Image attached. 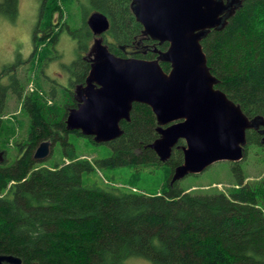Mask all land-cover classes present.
<instances>
[{
    "label": "trees",
    "instance_id": "trees-1",
    "mask_svg": "<svg viewBox=\"0 0 264 264\" xmlns=\"http://www.w3.org/2000/svg\"><path fill=\"white\" fill-rule=\"evenodd\" d=\"M131 1L90 0L80 28H68L78 39L77 56L68 66L70 88L62 87L58 93L55 86L58 89L48 93L56 99L57 92L60 104L47 105L41 90L24 93L15 66H4L0 72L1 77L14 69L8 85L0 81V254L19 257L21 264H127L129 257L152 264H264V176L248 179L242 166L248 146L264 148L261 125L246 130L243 158L229 162L231 186L226 192L216 187L191 191L179 180L171 182L174 168L183 160L184 141L179 140L169 158L160 161L148 146L158 133L156 118L146 104L134 102L130 119L120 122L122 134L105 143L66 128L67 113L77 106L71 88L83 84L90 69V60L82 55L90 38L87 14L96 10L110 19L108 33L114 44L105 45L111 53L126 57L123 47L139 36L141 28ZM17 10L18 0H0V14L14 19ZM55 12L61 18L57 0H41L44 21L38 22L45 27L41 35L38 23L34 29L32 62L40 44L48 47L58 37L52 29ZM201 45L217 80L215 87L249 119L259 116L264 121V0H241L225 26L209 30ZM40 53L43 62L44 48ZM139 53L133 55L140 57ZM159 62L164 71L170 69L168 62ZM9 89L21 101L20 114L28 117L26 138L14 141L13 160L7 156L4 134L14 124L2 117ZM71 134L108 147L110 153L93 160L79 157ZM44 140L59 146L58 159L48 165L51 158H33ZM153 164L165 168L159 194L85 180L97 168L132 169L127 181L135 187L143 168ZM151 179L156 181L157 176Z\"/></svg>",
    "mask_w": 264,
    "mask_h": 264
},
{
    "label": "water",
    "instance_id": "water-1",
    "mask_svg": "<svg viewBox=\"0 0 264 264\" xmlns=\"http://www.w3.org/2000/svg\"><path fill=\"white\" fill-rule=\"evenodd\" d=\"M240 1L132 0L143 34L168 42L155 59L111 53L99 37L109 26L107 17L92 12L87 24L96 37L89 51L90 69L85 85L76 86L78 103L67 113L66 128L105 143L122 134L120 122L130 119L134 102L146 104L156 118L158 133L148 146L160 161L169 158L179 140L184 141L183 160L174 168L171 182L219 161H240L249 128L262 126L264 144V121L259 116L249 119L215 87L217 80L201 45L209 30L225 26ZM160 60L170 64L167 72ZM50 153L51 141L44 140L33 158L41 161ZM0 264H21V259L0 254Z\"/></svg>",
    "mask_w": 264,
    "mask_h": 264
},
{
    "label": "rangeland",
    "instance_id": "rangeland-1",
    "mask_svg": "<svg viewBox=\"0 0 264 264\" xmlns=\"http://www.w3.org/2000/svg\"><path fill=\"white\" fill-rule=\"evenodd\" d=\"M90 0H57V3L61 7V18H59L58 12L53 14V21L56 20V25L52 26L54 32H58V37L52 43H49L48 47H45V42L38 46V51L30 61V55L33 52V34L34 29L38 25L42 29L38 34H42L45 25L39 24L38 21H44V18L40 16L41 0H18L17 15L14 19H10L4 14H0V72L4 66H15L14 74L23 80L24 93L38 91L40 95L45 98V103L51 105L56 102L60 104L62 98L57 92L55 93L56 99H52L48 93L49 91H55V86H58V93L61 92L63 86L68 84V66L77 56L78 39L73 36L68 28L75 29L80 28L82 17L86 10L90 7ZM2 8V7H1ZM65 23L62 27L61 24ZM61 27V28H60ZM60 28V29H59ZM59 30V31H58ZM85 41V40H84ZM86 43V41H85ZM41 48H44V55H46L43 62ZM42 56V57H43ZM1 75L0 81L8 85L10 82V71ZM43 72V73H42ZM54 81H48L43 77V74ZM39 89L37 88V84ZM54 93V92H53ZM6 108L3 112V120L14 124L13 130H8L7 134H4L7 139V143L4 145L9 151L7 155L9 160H13L17 153V146L14 141H23L26 138L28 130V117L24 114H20L21 101L16 99L15 95L8 90L6 97ZM69 140L74 144L75 149L79 157L93 160L96 157L106 156L110 153L108 147L97 146L89 142L84 137L77 135H69ZM59 146L56 143L51 144V153L49 157L45 159L50 161L45 164H49L51 161L58 159ZM244 171L248 175V179H255L264 176V148L257 145L248 146L247 156L242 161ZM230 164L228 161H219L213 163L204 171L197 174H188L179 183L184 187H189L188 190H206L212 187H216L221 191H225L231 186L230 184ZM132 169H113L103 170L96 169L95 173L91 176H86V181L96 179L99 182L112 184L117 187H121L127 190L145 192V193H158L164 187V166L151 165L143 168L140 172V181L136 182L137 186L132 187L129 185L127 179L130 177ZM112 178L110 179V177ZM157 176V180L153 181L151 178ZM83 177V180H84ZM127 264H152L149 260L141 257H129L126 259Z\"/></svg>",
    "mask_w": 264,
    "mask_h": 264
},
{
    "label": "flooded vegetation",
    "instance_id": "flooded-vegetation-1",
    "mask_svg": "<svg viewBox=\"0 0 264 264\" xmlns=\"http://www.w3.org/2000/svg\"><path fill=\"white\" fill-rule=\"evenodd\" d=\"M226 1V0H224ZM96 10H92V11H89V13L87 14L86 16V24H87V18L88 16L92 13V12H95ZM99 12V11H97ZM105 15V14H104ZM106 16V15H105ZM107 17V16H106ZM107 20H108V23H109V26L108 28L100 34V39L102 41L103 44H108V43H113L114 44V41H113V38L112 36L108 33V30L110 28V19L107 17ZM135 20L137 22H139L137 20V18L135 17ZM140 23V22H139ZM141 25V28H140V32H139V36L137 38H134V40L136 41V43L134 44L133 41L132 43H129L128 46H124L123 47V51L127 53V58H130V57H135V58H143V59H155L157 55L160 54V52L163 50L165 51L168 47V42L166 41H159V40H156V39H152L150 36L148 35H144L142 30H143V26L142 24L140 23ZM88 26V24H87ZM61 28V27H60ZM59 28V29H60ZM89 28V26H88ZM90 30V38L88 39V42H87V47L85 49V51H83L82 55L86 58L88 57V59L90 60V56H89V51H90V48H91V45L93 44L94 42V39H95V34H93V32L91 31V29L89 28ZM59 31V30H58ZM46 33V32H45ZM41 35V34H40ZM143 35V36H141ZM53 45V44H51ZM163 45H165V47H163ZM108 48V47H107ZM33 52H34V45H33ZM32 52V53H33ZM138 52L140 57H137V56H134L133 54H137ZM147 54L149 55H153V57L151 58H146L144 56H146ZM32 55V54H31ZM30 55V57H31ZM125 57V58H126ZM43 73V72H42ZM69 74V72H68ZM43 77L45 79H47L48 81H54L53 79H51L50 77H48L45 73L43 74ZM86 79V78H85ZM68 84L66 86H63V88H67L69 89V85H70V82H71V75L69 74L68 76ZM55 82V81H54ZM56 83V82H55ZM77 85H85V82L83 84H77V83H74V86L71 88V91L74 95V97L77 99V92H76V86ZM77 103H78V99H77Z\"/></svg>",
    "mask_w": 264,
    "mask_h": 264
}]
</instances>
